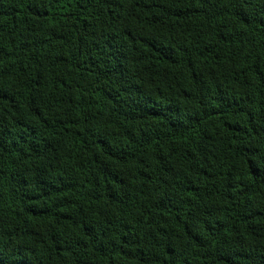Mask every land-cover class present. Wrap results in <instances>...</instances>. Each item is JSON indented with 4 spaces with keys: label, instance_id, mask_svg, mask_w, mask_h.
<instances>
[{
    "label": "trees",
    "instance_id": "trees-1",
    "mask_svg": "<svg viewBox=\"0 0 264 264\" xmlns=\"http://www.w3.org/2000/svg\"><path fill=\"white\" fill-rule=\"evenodd\" d=\"M0 264H264V0H0Z\"/></svg>",
    "mask_w": 264,
    "mask_h": 264
}]
</instances>
